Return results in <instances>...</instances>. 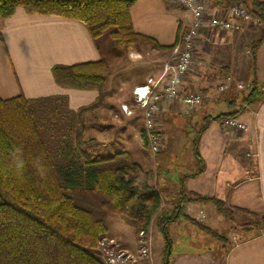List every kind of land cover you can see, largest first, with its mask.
I'll return each mask as SVG.
<instances>
[{"label":"crops","instance_id":"obj_1","mask_svg":"<svg viewBox=\"0 0 264 264\" xmlns=\"http://www.w3.org/2000/svg\"><path fill=\"white\" fill-rule=\"evenodd\" d=\"M229 1L206 0L210 9L224 7ZM251 1L246 0L248 5ZM129 17L133 31L148 37L146 42L151 44L150 50L158 54L160 61L165 54L171 56V53L157 49L154 45H172L176 35L190 21L189 14L172 0H136L129 9ZM255 25L256 22L247 24L237 34H221L205 29L196 40L194 64L185 75L181 90L199 91L202 94L200 105L194 109L196 113L202 111L201 119L213 117L201 110L206 102L204 98L208 96L224 97L228 102L238 103L235 97L240 92L236 85L244 80L250 82L252 66H255V77L258 76L264 83V38L254 51L252 60L250 50L246 48L247 38L240 35L246 29L255 28ZM107 34L106 31L92 38L80 21L57 15L27 13L23 7H16L11 16L0 18V98L19 94L26 99L64 96L66 107L72 112L96 103V90H76L57 85L51 67L100 59L109 62L111 55L102 47ZM99 40L102 42L100 46L97 43ZM166 62L164 60L161 63L154 75L132 80L128 86L129 92L133 87L142 85L148 77L157 78ZM113 76L110 68L103 82L102 100L91 111L111 116L112 121L118 124L122 138L118 145L120 150L113 153L126 152L130 155L129 147L133 146V150H136L145 144L142 111L130 107L117 92H112L108 81L113 80ZM223 82H229V88L219 92L217 86ZM121 105H126L133 113L126 115ZM194 110L186 112L176 101L161 104L157 123L162 136V149L156 153V164L169 162L174 154L180 153L178 141L183 139V143L187 142L180 116H190ZM234 117L246 124V131L224 130L218 120L207 122L197 146L204 170L195 177L186 175L181 186L188 183L191 193L221 199L234 214L245 220V216L252 218L264 214V95L245 106ZM109 129L98 125L90 129L95 130L91 137L103 139L104 145L110 144L111 141L106 139ZM175 188L179 189L178 186ZM197 204L202 203L186 204V213L190 208L199 210ZM204 205L212 208L209 204ZM229 231L225 235V243L218 245L220 258H213L209 252L184 253L174 259L168 258L167 264H264V228L251 235L244 230L239 232L232 228ZM243 233L246 236L243 237ZM238 237L242 238L238 240Z\"/></svg>","mask_w":264,"mask_h":264},{"label":"trees","instance_id":"obj_2","mask_svg":"<svg viewBox=\"0 0 264 264\" xmlns=\"http://www.w3.org/2000/svg\"><path fill=\"white\" fill-rule=\"evenodd\" d=\"M135 1L0 0V18L11 16L15 8L21 6L27 13L80 21L92 38L107 31L111 38L127 45L137 39L149 40L132 29L129 9ZM248 7L260 23L258 36L250 47L253 60L254 51L264 38V2L252 0ZM180 33L172 45L154 46L172 51ZM51 74L57 85L96 90L98 98L96 103L76 112L67 109L69 114L76 116L79 130L75 133L74 145L68 144V134H63L57 149L48 146L42 131L51 125L49 129L54 132L55 100L64 101L66 105L64 96L26 99L19 94L0 98V264H102L94 251L106 233L103 218L77 205L70 194L73 190L84 189L101 196L105 211L126 216L133 220L137 229L144 231L161 207L159 193L154 187L146 184L140 187L134 183L131 172L137 165L128 153L100 155L86 149L89 139L82 138L83 116L102 100L108 64L103 59L72 65L55 64ZM260 87H264V83L251 85L250 91L241 96L239 109L207 117L205 121L218 120L220 123L226 117H234L264 95ZM179 195L173 209L161 211L156 221L164 238L165 255L170 246L166 224L180 217L192 220L185 212L186 204H209L226 221H231L233 215L216 197L194 193L185 196L183 189ZM194 223L216 241H226L225 236L211 231L208 226ZM253 226L246 230L255 234L264 228V214ZM161 264H167L165 257Z\"/></svg>","mask_w":264,"mask_h":264},{"label":"rangeland","instance_id":"obj_3","mask_svg":"<svg viewBox=\"0 0 264 264\" xmlns=\"http://www.w3.org/2000/svg\"><path fill=\"white\" fill-rule=\"evenodd\" d=\"M258 24L256 22L255 28L246 29L240 34L245 35L247 38L246 48L248 51L250 50L252 42L255 41L258 36V29L260 28ZM97 43L99 46L102 44L101 40ZM104 43L105 44L102 47H105L111 55V58L108 59L109 62L104 61L108 64L109 72L111 68L114 75L113 77H115L113 80L111 79L108 81L112 92H117L120 99L124 100L130 107L141 110L135 104L132 91L131 93L129 92V83L135 79H145L148 75H154L157 73V69L161 67V63L164 60L169 63L172 62V55L166 56L165 54L162 58L163 60L160 61L159 56H157L158 54L150 50L151 44L140 39H137L132 44L123 45L107 34L104 38ZM242 44L243 43L240 45ZM169 52L171 53V51ZM226 58L227 57H224V59ZM255 74V66H252L250 82L249 80H244L243 83L238 84L242 87L245 85L244 88H238L239 86L236 85L240 92L238 96L235 97L238 103H231V101L228 102L224 97L208 96L204 98L206 102L201 110L215 117L227 110L239 109L241 104V99L239 98L242 94H247L253 83L259 85L263 83L258 76L257 78L255 77ZM256 79H258V82ZM240 81L242 82L241 78ZM228 88L229 82L227 83L226 90H228ZM55 102L56 114L54 113L55 116L53 118V128H55V130L54 132H51L49 129L51 128V125H49L47 129H43L42 131L44 132L46 139H48V146L53 149L60 147L59 142L62 140L63 134H68V144L74 145L73 139L75 133L79 130L76 125V116L68 113L64 101L55 100ZM201 112L202 111L196 113V110H194L193 114L190 116H180L183 131L187 136V142L183 143V139L178 141V147L181 146L180 153L178 155L174 154L169 162L156 164L154 161L158 155L156 156V154H153L144 143L136 150H133V146L128 148L131 160L137 163L138 166L131 172L134 183L140 187L145 184L154 187L159 193L161 199L160 210L152 216L150 224L145 231L149 243V259H151L150 262L148 260L149 264H161L164 257L168 261V258L172 257L174 259L175 257L177 258V255H183L184 253L199 254L209 252L213 254V258H220L219 254H221V251L218 245H220V243H225V241H216L211 234L201 230L198 225L194 223L195 221L206 226L208 225L211 231L225 236L227 231L230 232L229 230L232 228L237 229L239 232L244 230V232L246 231L251 235L253 232L246 229L248 226L254 227L253 225L259 219V217L250 218L249 216H245V220H242L240 216H237L232 211L233 215L231 221H226L218 217L212 208H206L208 206H205L204 204H197L196 206L200 207L199 210L191 208L188 210V215L192 220L180 217L177 220L166 224V232L170 246L167 254H164L165 242L162 233L156 226V221L158 220L157 217L160 215L161 211L169 212L173 209L179 192L182 189L184 190L185 196L190 195L191 192L188 191L189 184L184 183L181 186V181L186 179V175L191 174L195 177L204 170V163L199 159L201 157L197 149L198 141L208 124L207 122L215 120L208 119V121H205L201 119ZM101 115L102 114L99 111L92 112L89 110L85 112L83 116V128L81 130L82 138L84 140L89 139V142H86V149L88 147L92 153H98L100 155L119 151L120 147L118 145L122 138L120 137L121 133L118 129V124L112 121L109 114H106L105 116L102 115V117ZM98 125L111 128L107 130L106 137L107 140L111 141L110 144L104 145L102 144L103 139L96 140L91 137L95 130L90 131V129H93ZM151 175L153 176L151 177ZM177 186L179 188L178 190L175 188ZM177 191L178 194L176 193ZM70 194L74 197L77 205L90 209L96 216H102L106 226V233L103 237L107 240L112 239L118 246L136 253L139 244L138 231L140 229L136 228L133 220L124 215L105 211L101 206V196L94 193L79 189L71 191ZM184 209L186 210V206ZM244 236H246L245 233H243V237ZM241 238L242 237H238L237 239L240 240ZM97 248L98 245H96L94 252H97ZM95 255H97V253H95Z\"/></svg>","mask_w":264,"mask_h":264},{"label":"built area","instance_id":"obj_4","mask_svg":"<svg viewBox=\"0 0 264 264\" xmlns=\"http://www.w3.org/2000/svg\"><path fill=\"white\" fill-rule=\"evenodd\" d=\"M178 7L190 14V21L184 28L172 51V62L163 64L157 78L148 77L142 85L133 87L132 95L137 107L142 111L144 139L153 154L162 149V136L158 127V113L164 102L176 101L186 112L196 109L201 101L199 91L184 92L182 81L194 64L196 40L205 29L221 33H239L252 22L259 21L252 15L246 0H231L224 7L210 9L206 0H172ZM238 88H244L238 85ZM250 86V85H249ZM227 83L218 85L219 92L226 91ZM264 91V87H261ZM143 90H147L146 92ZM126 115L133 112L121 105ZM224 130L246 131L247 126L236 117H226L220 122ZM144 230L138 231L139 244L136 253L118 246L112 239L101 238L97 243L96 257L102 264H149L148 240Z\"/></svg>","mask_w":264,"mask_h":264},{"label":"snow or ice","instance_id":"obj_5","mask_svg":"<svg viewBox=\"0 0 264 264\" xmlns=\"http://www.w3.org/2000/svg\"><path fill=\"white\" fill-rule=\"evenodd\" d=\"M143 91H145V92H146L147 90H143Z\"/></svg>","mask_w":264,"mask_h":264}]
</instances>
